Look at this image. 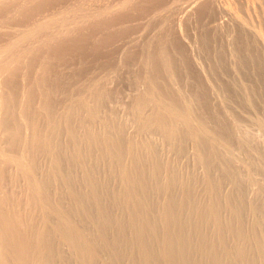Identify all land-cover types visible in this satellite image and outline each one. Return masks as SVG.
<instances>
[{
    "label": "bare ground",
    "instance_id": "bare-ground-1",
    "mask_svg": "<svg viewBox=\"0 0 264 264\" xmlns=\"http://www.w3.org/2000/svg\"><path fill=\"white\" fill-rule=\"evenodd\" d=\"M125 1L130 0L120 3ZM203 1L186 0L184 11L200 2L203 13H212L214 4ZM54 2L63 6L48 11ZM77 2L0 0V264H264V0H240L244 8L260 11L256 26L255 15L252 24L248 19L250 10L247 18L238 14L236 9L247 10L238 8V1L235 9L221 4L218 17L239 30L234 44L223 35L233 46L223 41L231 49L229 65L227 48L217 46L221 38L213 42L214 50H206L216 36L209 38L203 29L204 36L197 33L206 42L202 48L215 51L210 69L203 67L219 82L215 88L200 69L203 62L190 60L185 40L179 45L170 37L183 7L178 17L177 5L172 11L178 1L169 3L174 13L169 31L162 26L170 22L162 13L168 1L159 13L155 7L162 14L160 19L155 14L160 24L152 32L161 26L163 31L156 37L150 33L154 41H145L147 50L139 52L142 89L126 118L112 105L108 109L109 72L78 83L89 67L62 66L69 50L68 58L87 48L88 40L98 56L101 46H109L111 27L125 20L115 21L109 4L107 9L100 3L106 7L100 10L86 6L91 0ZM85 30L88 35H82ZM176 45L184 46L182 54ZM77 54L86 63V53ZM122 55L118 58L127 54ZM64 68L78 70L72 72L73 83ZM235 106L262 113L253 123L261 138L245 125L252 113L242 112L250 114L243 117Z\"/></svg>",
    "mask_w": 264,
    "mask_h": 264
},
{
    "label": "rangeland",
    "instance_id": "rangeland-1",
    "mask_svg": "<svg viewBox=\"0 0 264 264\" xmlns=\"http://www.w3.org/2000/svg\"><path fill=\"white\" fill-rule=\"evenodd\" d=\"M70 1V3L71 2H73V1H75V3L77 4V3H79V2H77V1H83L84 3V5H86L85 4V2L88 4L89 2H90V0H89V2H87V1H85V0H69ZM68 0H64V2H66V3H68L69 2ZM168 1V6H169V3H171V2H174L175 0H165L164 2H163V0H161V2H160V0H130V1H125L124 2V6H123V4L122 3H120V2H123V0H103V2H102V0H101V2L100 3H104L107 7H108V4H109V6L111 7V10H113V12L112 11H110V15L112 14V15H119V16H117L116 15V18H115V15L114 16H112V18H115L116 20L115 21H117L118 19H120V16H121V18L122 17H124V18H122V19H125L124 21L122 20V22H124V23H120L119 24V21H117V22H115V25L116 26H118L117 28H115V26L113 25V27H111V28H115L114 29V31L115 32H117V34L119 33V31H120V33L118 34V35H115L116 33H114V31H113V29L111 30V32L109 33L110 34V36L112 37V38H110V41H109V43H108V45L109 46H107V44H106V46L105 47H103V46H101V48L99 49V51L101 52V57H100V52L98 53V56H94L92 53H91V50L94 48V45H90L89 44V42H91V40H88V43L86 42V44H88V49H89V47H90V52L88 51V49L86 48V47H84V49H80V51H81V53L83 52V53H86L85 54V57H84V59L86 58V57H88V58H86L87 60H88V62H87V60H86V63H87V65H86V63H85V61H83L82 63H80L79 61H78V59H77V57L76 56H79L80 54H77V53H80V51L79 50H76V51H78V52H76V55H74L75 54V51H73L74 53L72 54V56L70 57V58H68L70 55H71V53H72V51L71 50H69L71 53H67L66 54V59H65V61H62L63 62V67H65L66 68V66L67 67H69V65H70V67L71 68H73V67H77L78 68V70L79 69H86L87 67H89L88 68V73H89V75H88V73L86 74V75H84V76H82V80H79L78 81V83H80V81H81V83H83V80L84 79H86L87 77V79L86 80H88V79H90L89 77H92V76H97L98 74H100V73H107V72H109V76H108V79H107V81L106 82H108V86L106 85V87L108 88L107 90H110V92H111V94H112V96L110 97L111 99L109 100L108 99V102H107V104L109 105H107L108 106V109H111V107H112V109L113 110H115V111H117V113H118V115H119V117H123V118H126V117H132L131 116V112H130V104H131V99L133 98V96L136 94V91L138 92H140L141 91V89H142V86H141V83H140V85H138V81L137 80H139V77H140V70H141V64H142V58H141V54L140 53H142V52H144V49L145 50H147L146 49V45H148V43L145 45L144 44V42L146 41V42H148L149 40L150 41H154V38L152 37L151 39L150 38H148V37H151V35H150V33L153 35H156L157 36V34H159V33H161L162 31H163V29L165 28V30H167L169 27V25H170V23L172 22V20L174 19V16H172L174 13H176V15H178V17H179V14H181L184 10H188L187 9V6L189 5L188 3L190 2V1H192V0H188V3L186 4L187 6H184L185 5V3H186V0H177L178 1V3H179V1H180V3L178 4L177 2V4L175 3L174 4V7H173V3H172V5L170 4V6H172L173 7V9H172V7H170L169 6V8H167L168 6L165 4V2H167ZM203 1V0H202ZM206 1H208V3L210 4V3H212L211 5H213V6H211V8H212V13L216 10V13L214 12V14H212V13H208V12H210V11H208L207 13H203L202 12V10H201V8L203 7V5L202 4H204V3H207ZM206 1H203V2H201L202 4V7L201 6H199L200 5V2L196 5V7L197 8H194V10L195 11H199V12H202L201 14L197 11V13L196 12H194V10H193V8H191V11L189 12V11H187V12H189L190 14H192L193 15V17H192V15H188L189 17H190V19L188 20V18L186 17L187 16V14H189V13H186V11H184V13H186V15L185 16H182L183 14H181L180 16L182 17H179V19H180V21H175V20H179V19H177V16H175V18L176 19H174L173 21L174 22H172L173 23V25L171 26L170 25V32H172L171 33V39H173L174 38V40L173 41H175V43H179L178 42V40L180 41V44L179 45H183V44H181L182 43V41L183 40H185V42H184V46H179V45H176V46H178V49H180L179 51H180V53L182 54V47H184L185 48V50H186V48H187V51H185L186 53H188L187 55L189 56V53L192 55V56H189L190 57V60H191V57L193 58L191 61H198V62H195V64H199L200 62H203L204 63V65H203V63L201 64L202 65V67H201V65H199L200 66V69L202 68L203 69V72H204V74L206 73L207 74V71H204L205 69L204 68H206V70H207V68L208 69H210L209 67H211V62H214L215 61V56H214V54H213V52H215V51H213V52H211L210 51V53H212L213 54V58H212V54L210 55V53L208 52V51H206V50H214V48H212L211 49V46H216L217 44V46H221V47H223V49H226L227 47H226V45H229L230 44V42H228L229 41V39L231 40V42H232V44H234V39H235V37L233 38V36H235L236 35V33L237 34H239V30L236 28V27H234V26H232L231 25V23H230V20H229V23L228 22H226V21H228L227 19L228 18H226L225 16V18L223 17V19L222 18H219L218 16H221V7L223 6V4L222 3H224L225 1H227V0H225L224 2H223V0H220L221 2H218V3H216L217 1H219V0H210V1H213V2H209V0H206ZM216 1V2H215ZM234 2V4L233 3H230V2H232V0L231 1H228V2H226V3H224V5H228V4H231V5H228V6H231L232 8L234 7V9H235V7H237V6H235L236 4H235V1L237 2H239L240 3V0H233ZM80 2V3H81ZM99 1L97 0V2H96V0H91V3H89V5H86V6H90V5H93V6H95V5H97V7L99 8L100 6V10H101V8H102V4H100V3H98ZM181 2H184V4L182 3L181 4ZM238 2H237V4H238ZM58 3H60V2H58ZM93 3H98V4H93ZM122 4V5H119V4ZM220 3V4H219ZM54 4H55V2H54ZM65 4V3H64ZM82 4V5H83ZM103 4V8H105L106 9V7H105V5ZM125 4H127V5H125ZM158 4H160L161 6H157ZM163 4V5H162ZM164 4L166 5V7H164ZM217 4V5H216ZM221 4H222V6H221ZM50 5H53L52 3L50 4ZM49 5V6H50ZM56 6L54 7V5L51 7V8H49V6H48V8H47V10L49 11V9L52 11V8H53V11H54V9L55 10H58L59 8L58 7H60L61 8V6H63V2H62V5H60V4H57V2H56V4H55ZM60 5V6H59ZM120 6V9H119V6ZM176 5L178 6V8H176ZM180 5V6H179ZM182 5V6H181ZM219 6V7H216V6ZM226 5V6H227ZM238 5H240V6H238V8L239 7H241L242 6V9L244 8V6L240 3V4H238ZM58 6V7H57ZM93 6H90L92 9H95V7H93ZM117 6H118V9H117ZM163 6V7H162ZM225 6V7H226ZM96 7V8H97ZM110 7H108L107 9H109ZM113 7V8H112ZM121 7H123V8H121ZM157 8V13H159L158 12V10L159 11H162L164 8H167V9H164V10H166L165 12H163L162 11V13H164V15H166L167 16V20H169L170 22H169V24L168 25H166L165 24V26H164V23L162 24V26H163V29H161L162 28V26L160 27V29L159 30H155V32L153 33L152 32V30H154V29H156V28H159V27H155V26H158V24L157 23H159L160 24V20H158V19H160L159 18V16L158 15H160V14H162L161 12H160V14H156L155 12H156V8ZM162 7V8H161ZM183 7V11L181 10V8ZM195 7V6H194ZM201 7V8H200ZM90 8V9H91ZM102 8V9H103ZM143 8V9H142ZM174 8H176L175 10H174ZM184 8H186V9H184ZM200 8V9H199ZM214 8V9H213ZM215 8H218V9H215ZM222 8H224V6L222 7ZM247 8V7H246ZM246 8H244V9H246ZM86 9H87V7H86ZM88 9H89V7H88ZM87 9V10H88ZM91 9V10H92ZM98 9V10H99ZM115 9V10H114ZM145 9V10H144ZM172 9V11L174 10V13L172 12V13H170L171 10ZM179 9V10H178ZM256 9V10H255ZM254 10L255 11H253V8L252 9H250V8H247V10H242V11H240L241 10V8L240 9H236V10H238L239 12H238V14L239 13H241V15H242V17H244L245 18V16H246V18L249 16V14L248 13H250V15L251 16H249L248 17V19L250 20V22H251V24L254 22V24H252L253 26L255 25H258V21H259V16L258 15H260L259 13H260V11L257 9V8H255ZM98 10L96 9L95 10V12L97 11L98 12ZM143 10V11H142ZM154 11V13H153V11ZM167 10H168V15H169V17H168V15H167ZM190 10V9H189ZM250 10V11H249ZM258 10V11H257ZM116 11V12H115ZM152 11V12H151ZM176 11H179L180 13H178V12H176ZM247 11H249V12H247ZM252 11H253V13H252ZM258 13H257V12ZM91 12H93V10L91 11ZM96 12V13H97ZM112 12V13H111ZM192 12V13H191ZM217 12L220 14V15H217V16H215L216 14H217ZM246 12H247V15H244V13L246 14ZM170 13V14H169ZM197 15V17H198V23L199 22H202V25H197V22H196V18L197 17H195V14ZM255 13H257V14H255ZM151 14V15H150ZM153 14V15H152ZM155 14L157 15V17H158V19H155L156 17H155ZM202 14H205L204 16H206V14L208 15V16H210V14H212L211 15V17H208V16H206V18L204 17L203 18V15ZM109 15V14H108ZM109 15V16H110ZM123 15V16H122ZM148 15V16H147ZM150 15V16H149ZM201 15V16H200ZM214 15V16H213ZM240 15V14H239ZM240 15V16H241ZM256 17H255V16ZM127 16V17H126ZM147 16V17H146ZM153 16V17H152ZM170 16H172L173 17V19H171L170 20V18H172V17H170ZM117 17H119V18H117ZM149 17H151V19H153L152 21H151V19H149ZM212 17H216V18H212ZM251 17H255V19L254 20H257L256 22V24H255V21L253 20V22L251 21L252 19H251ZM259 17V18H258ZM100 19L101 17H97L96 18V20L97 19ZM103 18V17H102ZM102 18H101V21H103L102 20ZM169 18V19H168ZM192 18H194V19H192ZM201 18H203V19H201ZM210 18H212L211 20H210ZM258 18V19H257ZM213 19H217V21L220 23L221 21L224 23V22H226V23H224V24H222V22L220 23L221 24V26H220V24H218V22L216 21V20H213ZM219 19V20H218ZM222 19V20H221ZM151 21V23L149 24V22ZM156 22H155V21ZM159 22H158V21ZM193 20V21H192ZM195 20V21H194ZM201 20V21H200ZM205 22V26L206 27H209L212 31H209V34H212V35H207L208 34V32H207V30H209V28L207 29V28H205V26H204V22ZM206 20V21H205ZM120 21H121V19H120ZM153 21L155 22V23H153ZM192 21V22H191ZM167 21H165V23H166ZM178 22V23H177ZM215 22H217V24L215 23ZM117 23V24H116ZM171 23V24H172ZM177 23V24H176ZM189 23V24H188ZM193 23V24H192ZM212 23V24H211ZM216 25H215V24ZM119 24V25H118ZM152 24V25H151ZM155 24V25H154ZM181 26H179V25ZM209 24V25H208ZM211 24V25H210ZM228 24V26L230 25V26H232V27H234V28H230V27H228V26H226ZM175 25H176V27H175ZM196 26V28H195V26ZM212 25H214V26H212ZM155 28H154V27ZM166 26H167V28H166ZM180 27L179 29L177 28V27ZM199 26H201V27H199ZM211 26V27H210ZM218 26H220L222 29H220V30H222L223 32H221L220 30H219V28L220 27H218ZM224 26V27H223ZM173 27V29H172V31H171V28ZM203 27V28H202ZM216 27H218V28H216ZM110 28V29H111ZM194 28H195V30H194ZM228 28H229V30H228ZM174 29H176V31H174ZM200 29V31H198ZM203 29V30H202ZM207 29V30H206ZM214 29V30H213ZM216 29V30H215ZM218 29V30H217ZM224 29V30H223ZM234 29H235V31H234ZM179 30H180V32L181 33H183L182 35H181V33H179L180 35H178V33L177 32H179ZM189 30V31H188ZM201 30L202 31H204L205 32V34H206V36H211V37H209V38H212V36L213 35H215L216 37H215V39H213V41H211L212 43L210 44V46H208V48H202V47H204V43H205V46H207L206 45V42H205V40H204V32H203V34H202V32H201ZM230 30L233 32H230ZM238 30V31H237ZM113 31V32H112ZM167 31H169V30H167ZM191 31H193V32H191ZM221 33H220V32ZM89 33V30L87 31V30H85V31H83V33H82V35H84V33H85V35H88V33ZM158 32V33H157ZM176 32V33H175ZM186 32V33H185ZM214 32H216V33H219V34H222V35H220L219 37L214 33ZM227 34V35H225V33ZM235 32V33H234ZM157 33V34H156ZM187 33H188V35H187ZM197 33L199 34V35H203L202 36V38H203V40L204 41H202V39H201V36H199V35H197ZM214 33V34H213ZM113 34L115 35L114 37H113ZM174 34H176V35H174ZM189 34H191V35H189ZM193 34H194V36H193ZM218 34V35H219ZM234 34V35H233ZM98 35H100V34H98ZM149 35V36H148ZM153 35V36H154ZM172 35H173V37H172ZM177 35H178V37H177ZM226 36V37H228L229 39H227V38H225L224 39V36ZM231 35V36H230ZM102 36V35H101ZM100 36V37H101ZM156 36H154V37H156ZM177 38H175V37ZM190 36V37H189ZM200 37V38H198V37ZM102 37H104V35L102 36ZM180 37V38H179ZM181 37H182V40H181ZM183 37H184V39H183ZM187 37V38H186ZM189 37V38H188ZM193 37V38H192ZM197 37V38H196ZM179 38V39H178ZM219 38H221V39H219ZM146 39H148V40H146ZM187 39V40H186ZM197 39H198V41H197ZM199 39H201V40H199ZM219 39V40H218ZM113 42H112V41ZM177 40V41H176ZM191 40V41H190ZM195 40V41H194ZM212 40V39H211ZM216 40H218V41H216ZM222 40V42H220ZM226 42H225V41ZM93 41V40H92ZM130 41V42H129ZM201 42V45L202 46H199V44H200V42ZM216 41V43H213V42H215ZM223 41H224V43H226V45L225 46H223L222 44H223ZM112 42V43H111ZM129 45H127L126 43ZM145 42V43H146ZM196 42V43H195ZM121 43H123V44H121ZM199 43V44H198ZM85 44V46H87ZM91 44H93V42L91 43ZM124 44H126V45H124ZM215 44V45H214ZM219 44H221V45H219ZM121 45V48L119 47ZM145 45V46H144ZM154 45V44H153ZM189 45H191V46H189ZM93 46V47H92ZM122 46H127V50L125 49V48H123ZM145 48H144V47ZM216 46V47H217ZM199 47H201V48H199ZM231 47H233V46H230L229 45V48H231ZM119 48V49H118ZM122 48L124 49L123 51H121L122 50ZM190 48V49H189ZM192 48H194V49H192ZM104 51H103V50ZM108 50V51H106V53H104L105 52V50ZM110 49V50H109ZM116 49V50H115ZM197 49V50H196ZM200 51H199V50ZM203 50V53H202V50ZM228 49V48H227ZM226 49V51H227V53H225V55L226 54H228L227 55V59H225V61H226V65H229V64H231V63H233L232 62V57L230 56V53H228V51L229 50H231V49H228L227 50ZM102 50V51H101ZM116 51V54H115V52L114 51ZM176 49H174V50H172V51H175ZM184 50V49H183ZM194 50H196V51H194ZM205 50V51H204ZM68 51V52H69ZM110 51V52H109ZM125 51V52H124ZM132 51V52H131ZM194 51V52H193ZM93 52V51H92ZM108 52H109V54H108ZM115 54H113V53ZM120 52H124L123 53V55H122V53L120 54ZM128 52V53H127ZM129 52H131L130 54H129ZM133 52H135V53H133ZM140 52V53H139ZM184 51H183V53L184 54H186ZM197 52V53H196ZM200 52V53H199ZM208 53V55L206 54V53ZM94 53V52H93ZM111 53H112V55L113 56H111ZM173 53V52H172ZM175 53V52H174ZM173 53V54H174ZM177 53V52H176ZM175 53V54H176ZM199 53V54H198ZM206 55H205V54ZM70 54V55H69ZM90 54V55H89ZM92 54V55H91ZM103 54V55H102ZM119 54V55H118ZM125 54H127V55H125ZM132 54V55H131ZM137 54H139V55H137ZM174 54V55H175ZM197 54V55H196ZM264 54V53H263ZM262 54V55H263ZM111 57H110V56ZM124 56V58L122 57V58H118V57H120V56ZM129 55V57H131L130 59H128L126 56H128ZM131 55V56H130ZM177 55V54H176ZM175 55V56H176ZM200 55V56H199ZM203 55V56H202ZM205 55V56H204ZM75 56V58L73 59L72 57H74ZM91 56V57H90ZM106 56H108V57H106ZM139 56V57H138ZM178 56L179 55H177L176 57H177V60H180L181 58H178ZM182 56V55H181ZM188 56H184L185 57V59L186 58H188V60H189V57ZM202 56V57H201ZM208 56V57H207ZM94 57V58H93ZM104 57V58H103ZM117 57V58H116ZM180 57V56H179ZM183 57V56H182ZM198 57V58H197ZM200 57V58H199ZM205 57H207V58H205ZM230 57V58H229ZM98 58V59H97ZM100 58H102L103 60L101 61V59ZM106 58V59H105ZM134 58V59H133ZM137 58V59H136ZM195 58V59H194ZM196 58H197V60H196ZM209 58V59H208ZM210 58H212V61L210 62L209 60H211ZM262 58H263V56H262ZM67 59L69 60V59H71V60H74V61H76V63H74L73 61H71V60H69L70 62H67ZM76 59V60H75ZM105 59V60H104ZM108 59V60H107ZM112 59V60H111ZM114 59V60H113ZM120 59V60H119ZM131 59H133V60H131ZM184 59V58H183ZM199 59V60H198ZM203 59V60H202ZM206 59H208V61L206 60ZM229 59V60H228ZM98 60V61H97ZM116 60V61H115ZM118 60V61H117ZM123 60V61H122ZM126 60V61H125ZM135 60V61H134ZM141 60V61H140ZM187 60V59H186ZM190 60H189V62H190ZM202 60V61H201ZM230 61L229 62V64H227V62L228 61ZM262 60H264V59H262ZM106 61H108V62H106ZM120 61V62H119ZM133 61V62H132ZM137 61H139V62H137ZM182 60H180V62H181ZM64 62H65V66H64ZM78 62L80 63V65H78ZM97 62H99V63H97ZM114 62V63H113ZM180 62H179V64H180ZM194 62H190L191 64H194ZM55 63H57V62H55ZM66 63H67V65H66ZM70 63V64H69ZM84 63H85V65H84ZM122 63H124L123 65H121ZM209 65H208V64ZM62 64V63H61ZM73 64H74V66H73ZM77 64V65H76ZM110 64V65H109ZM117 64H118V66H117ZM129 64V65H128ZM132 64H133V66H132ZM214 64V63H213ZM264 64V61H262V65ZM72 65V66H71ZM81 65H83V66H81ZM100 66V68H99V66ZM112 65V66H111ZM136 65V66H135ZM208 66V67H206V66ZM61 66V68L63 69V67ZM86 66V67H85ZM117 66V67H116ZM138 66V67H137ZM192 66H194V65H192ZM231 66V65H230ZM264 66V65H263ZM75 67V69H77ZM80 67V68H79ZM103 67V68H102ZM110 67V69H108ZM122 67V68H121ZM204 67V68H203ZM64 68V69H65ZM67 69V71L68 70H74V69ZM107 68V69H106ZM114 69V71L112 70V69ZM264 68V67H263ZM66 69L64 70L65 71V73H64V71H63V73H64V75H65V77L67 76V75H71L72 74V72L73 73H75V72H77L78 70H75V72L74 71H71L70 73L69 72H66ZM91 71H93V72H91ZM99 69V70H98ZM101 69V70H100ZM119 69V70H118ZM121 69V70H120ZM183 69V68H182ZM97 70V71H96ZM110 70H111V72H110ZM95 71V72H94ZM101 71V72H100ZM106 71V72H105ZM118 71V72H117ZM182 71H184V69L182 70ZM192 71V70H191ZM97 72V73H96ZM114 72V73H113ZM127 72H128V74H127ZM68 73V74H67ZM94 75H93V74ZM205 74V75H206ZM69 75V76H70ZM92 75V76H91ZM112 76V77H111ZM73 78V74H72V76H70L68 79L70 80V78ZM84 77V78H83ZM86 77V78H85ZM117 77V78H116ZM206 77H207V79H208V81L211 79L210 78V76L208 75H206ZM227 77V76H226ZM241 77V76H240ZM112 78V79H111ZM124 78V79H123ZM242 78V77H241ZM206 79V78H205ZM213 79V78H212ZM211 79V81H210V84L212 85V87L213 86H215L216 85V83H217V86H218V83L219 82H217V80H216V83H215V79H213L212 80ZM244 79V78H243ZM243 79H240V82L243 84V82H247V81H245V80H243ZM67 80V79H66ZM69 80H67V82L69 81ZM72 80V79H71ZM69 81L70 83H73V81ZM73 80H74V78H73ZM189 79H187L186 78V81L184 80L183 81V84H184V89H185V91H186V93L187 94H190L191 93V86H189V84H190V80L188 81ZM241 80H243V81H241ZM111 81V82H110ZM137 81V82H136ZM212 81H214V82H212ZM219 81V80H218ZM212 82V83H211ZM187 83V84H186ZM215 83V84H214ZM244 83V84H245ZM110 85V86H109ZM185 85H187V87L185 86ZM117 86V87H116ZM120 86V87H119ZM216 86V87H217ZM112 87V88H111ZM122 87V88H121ZM213 88H215V87H213ZM121 90V91H120ZM119 91V92H118ZM130 92V93H129ZM129 94V95H128ZM131 95V96H130ZM114 96V97H113ZM114 98H116V99H114ZM123 99V100H122ZM115 102V103H114ZM113 103V104H112ZM122 103H123V105H122ZM119 104V105H118ZM112 105V106H111ZM128 105V106H127ZM122 106V107H121ZM126 106V107H125ZM236 108H237V111L238 112H240L242 115H244L243 113L244 112H246L247 110H248V112H250V113H252L251 114V117H252V119H251V117L249 116V115H244L243 117H247V116H249V118L247 117V119H248V121H247V124L245 123V125L246 126H249V127H247V129L248 128H250V130H249V132L251 133V134H253V132H254V134L253 135H257V137H259L260 136V134H257V132L258 131H260V130H258V128L253 124V123H255V121H256V118H258L257 116H259L260 114H261V116H262V113L260 112H258V111H256L254 108H252V109H243V108H240L239 106H235ZM115 108V109H114ZM238 108H240V109H238ZM129 109V110H128ZM252 110H254V111H256L257 113H259V114H257L256 112H254V111H252ZM243 112V113H242ZM247 112V113H248ZM246 113V114H247ZM254 113H256V114H254ZM256 116V117H255ZM261 116H259V117H261ZM255 117V118H254ZM249 119H251V121L249 120ZM251 123V124H250ZM253 124V125H252ZM250 126H252V127H250ZM256 127V128H255ZM255 130H258L257 132L255 131ZM258 133H262V132H258ZM259 135V136H258ZM262 135V134H261ZM262 136H260V138H261Z\"/></svg>",
    "mask_w": 264,
    "mask_h": 264
}]
</instances>
